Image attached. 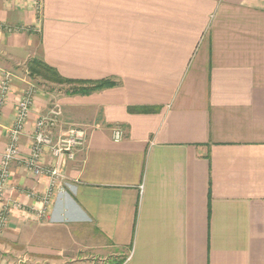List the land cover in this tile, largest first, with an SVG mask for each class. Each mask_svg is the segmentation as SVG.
<instances>
[{
	"label": "crops",
	"instance_id": "0c3cea01",
	"mask_svg": "<svg viewBox=\"0 0 264 264\" xmlns=\"http://www.w3.org/2000/svg\"><path fill=\"white\" fill-rule=\"evenodd\" d=\"M40 3L0 0V162L28 88L14 67L114 85L32 95L20 156L53 110L54 140L86 141L73 160L42 151L67 184L45 219L48 177L9 165L0 264H264V0Z\"/></svg>",
	"mask_w": 264,
	"mask_h": 264
},
{
	"label": "built area",
	"instance_id": "2783aa9c",
	"mask_svg": "<svg viewBox=\"0 0 264 264\" xmlns=\"http://www.w3.org/2000/svg\"><path fill=\"white\" fill-rule=\"evenodd\" d=\"M34 3L35 9L39 14L41 11L40 0H30ZM8 32H13V28H7ZM0 85V103L4 99L9 89L10 76L3 74ZM35 93L33 87L26 90L18 102L17 113L13 125L9 131V142L6 145L4 154L0 162V196L6 186L9 176V165L13 161L20 162L26 169L32 171L35 175H46L48 177V187L46 194L41 198L42 207L38 211V217L45 219L49 209V204L54 194L64 193L67 184L63 182L56 164L53 168H46L38 164V160L44 149H48L56 160L65 159L73 160L77 150L81 149L86 141V131L79 127H69L66 132L53 139L51 130L56 126L58 121V112L53 110L48 116L39 118L35 123L34 145L29 156L22 157L19 154V141L23 134L25 123L29 116L32 106V95ZM112 140L119 142L123 139V132L119 128L112 130ZM7 210L0 213V231L5 226L7 220Z\"/></svg>",
	"mask_w": 264,
	"mask_h": 264
},
{
	"label": "trees",
	"instance_id": "16d2710c",
	"mask_svg": "<svg viewBox=\"0 0 264 264\" xmlns=\"http://www.w3.org/2000/svg\"><path fill=\"white\" fill-rule=\"evenodd\" d=\"M28 77L30 80L38 83H54L58 85H70L67 91L72 95H89L93 92L100 91L113 86L114 84L108 81H101L97 83H83L80 81H70L62 78L52 68L48 67L43 61L39 59L30 60L26 65Z\"/></svg>",
	"mask_w": 264,
	"mask_h": 264
},
{
	"label": "rangeland",
	"instance_id": "374dc122",
	"mask_svg": "<svg viewBox=\"0 0 264 264\" xmlns=\"http://www.w3.org/2000/svg\"><path fill=\"white\" fill-rule=\"evenodd\" d=\"M27 67H25V64L21 65V66H18V67H14L15 69V73L16 75L18 76H23V72L26 70ZM27 80H28V88L26 90H29L30 87H33V89L36 91L38 87H41L43 89H48L50 88L51 90L55 91V92H61V91H64L67 89V86L66 85H58V84H54V83H44V82H36V81H33V80H30L29 77L27 76ZM25 90V91H26ZM1 92V90H0ZM32 99H33V96H32ZM55 111H58V110H55ZM30 112V111H29ZM58 117H59V112H58ZM21 139V138H20ZM20 142V141H19ZM6 148V147H5ZM19 150V148H18ZM5 151V149H4ZM4 151L2 153V156L4 154ZM2 156H1V159H2ZM9 171V170H8Z\"/></svg>",
	"mask_w": 264,
	"mask_h": 264
}]
</instances>
